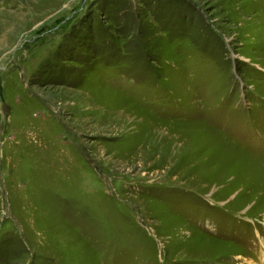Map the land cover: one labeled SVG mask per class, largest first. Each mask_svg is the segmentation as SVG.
Instances as JSON below:
<instances>
[{
    "label": "rangeland",
    "instance_id": "374dc122",
    "mask_svg": "<svg viewBox=\"0 0 264 264\" xmlns=\"http://www.w3.org/2000/svg\"><path fill=\"white\" fill-rule=\"evenodd\" d=\"M0 264H264V0H0Z\"/></svg>",
    "mask_w": 264,
    "mask_h": 264
}]
</instances>
